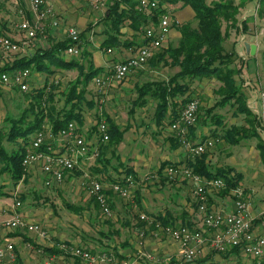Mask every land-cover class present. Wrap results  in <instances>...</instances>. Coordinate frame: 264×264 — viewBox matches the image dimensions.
<instances>
[{
	"label": "rangeland",
	"instance_id": "1",
	"mask_svg": "<svg viewBox=\"0 0 264 264\" xmlns=\"http://www.w3.org/2000/svg\"><path fill=\"white\" fill-rule=\"evenodd\" d=\"M109 1L110 0H100L99 5L104 9L103 11L93 7V0H77L75 2L73 1L72 4L69 2V6H72L74 10L78 8L77 12L74 13V21L77 23L81 22L82 24L78 25L79 28H76L80 33L86 31V35L82 39V45L89 50L92 55L93 50L95 51V49L101 47V43L106 38L105 31L107 27L101 23L100 19H102L106 13ZM237 2L250 5V0H237ZM256 2L257 1H253L252 3L254 7L251 13L244 14L246 7L243 9L241 16L238 17V28L235 27L230 29L224 41V47L227 52L235 51L240 56L235 61L234 65L243 67L242 78L240 77L239 83L241 84V88L246 91V94L251 91L252 87H255L253 90H256V87H259L260 83L263 84L264 81V4ZM174 7H176L175 13L177 11V14H180V19L174 17L179 20V24L173 25L174 27L172 26L173 38H171L170 35L163 48L178 46L181 38L177 37L179 34L177 33V27L181 26L182 23L191 22L194 25L196 24L193 16L194 13L190 8L188 12L189 15L186 14L185 16V11H187L188 8L182 7V4H178ZM170 16H173L171 9ZM243 16H246L248 19L249 29L247 31H244L241 25V18ZM131 31L132 29L126 24L123 28V32L125 33L124 40L128 39L131 41L132 38H135L132 36ZM250 32H254V34L258 32L259 36H257V34L251 35L249 34ZM244 33L247 34L245 35ZM1 34L3 35L0 37H10L8 35L9 33L2 32ZM48 38L45 42H48ZM40 41L41 40L38 39L31 42L29 46L21 52L24 54H33L40 44ZM51 42L53 41H50V43ZM256 43H258V53L256 56H250L246 44L255 45ZM98 44H100V46ZM160 51L161 49L155 51L154 56ZM17 56L18 54L6 55L0 50V67L6 64L8 60L14 59L15 57L18 58ZM61 60L75 61L81 60V57L70 56L67 53H63L58 55L55 61L58 63ZM50 61L47 62L51 63ZM55 66L54 68H56ZM178 71L179 69L177 67H163V64L156 66L148 62L144 68L136 71L139 75L135 80L131 81L129 88L126 87V81L124 80L116 87H112L113 91H111V89L107 90L106 88L100 89L95 84V75L93 74L91 76L92 81L88 87L86 98L87 101L94 100L95 104L94 108L91 107V105L84 104V111L91 115L94 120L96 117H94L93 111L97 104L102 106V108L104 106L107 110L110 108L121 127H125L128 130L122 143L119 145H111L105 150L104 155L108 158L106 161L109 160L110 162L109 164L107 163L105 170L108 171V175L111 176L112 179H115V177L122 179L126 176L125 174H120V169L125 171L123 166H130V163L133 161L135 162L134 167L137 168L133 175H131L134 180L132 198L129 200L120 199L117 201L119 206L121 205L124 209L123 213L112 212L111 217H106L101 211L96 209L91 201L86 185L87 179L84 176H77L75 184L72 185L66 182L64 185L55 188H44V176L41 175L39 180L35 177V171L36 175H38L39 171L33 170L32 173H34V175L28 173L30 177L28 181L21 182L17 186L13 184L8 174L0 177V185L3 186L4 192L10 194L9 196H0V225H3L6 220L11 218L14 214L13 207L16 206L17 202H21V207H16V211L26 217L28 222H35L42 226L48 232L53 242H55V240L67 241L79 246L88 247L94 254L104 252L115 254V252L121 250L122 245L125 243L123 242L125 237L141 230L139 226L137 227L134 223L131 225V222H129V224H121L120 222L114 223V215L119 214L118 216H122L120 221H125L130 212L131 220L135 218L139 221L142 215H147L146 211H144V204L148 202V199L152 197L154 192L161 193L166 202L174 193L170 187V190H166V192H164L165 189H161V192L160 189L159 191L156 189L158 182L155 183L157 176V172L154 171L155 169H151L150 167V171H146V175L139 173L140 170H145V167L149 168L148 165L142 166V157L148 155L152 156L149 162L153 161L152 165L156 164L159 166L161 157H163L164 154H168L169 151L166 137L170 136V131L165 127H158L154 119L157 100L148 97L144 107H136L133 114L129 112L133 108L134 101L138 97L139 86L147 82H167L170 77L174 76ZM78 75L79 72L76 69L69 71L55 69L54 74L43 73L39 75L31 71V89L28 93L9 89V87L3 88L0 93V128L7 130L9 124L6 122V118L9 116L19 117L22 111L28 108L30 98L27 94L34 92L36 89H41L47 84L48 86L52 83L56 85L55 103L58 107H62L64 104V97L62 94L66 90L68 83L75 80ZM180 81L184 82L182 80ZM245 82H250L252 87H246ZM190 84L191 88L194 90L193 97L199 100L203 109L213 106L217 101L221 100V97L217 94V90L221 86V83L215 78L196 79ZM252 95H254V93H252ZM235 110L236 108L232 106V103L227 104L224 108H218L216 112L224 119L225 127L216 128L213 124L199 126L196 131L198 138L196 140L186 138L189 145H183V147L192 157L191 149L194 144L200 143L203 138L212 139L215 142L214 147L207 151L211 169L215 171L217 168H233L235 173H241L244 178L242 188L246 190L248 199H250L252 203H262L264 202V161L262 159L261 150L258 147L259 138L250 137L245 140L243 139L237 145L231 144L223 138L225 130L232 126H237L239 128L250 127L246 121L247 117L237 114ZM168 122L169 121L166 123L168 124ZM215 129H217L218 135L213 137L212 134ZM5 146L11 148L13 145L5 142ZM169 156L175 159L178 157L170 152ZM98 165L100 170L104 167L101 166L99 162H96L95 166L88 169V173L92 178L99 179V176L105 178L107 172L104 170L99 172V169L96 170ZM81 177H83V180H80ZM82 183H84V185H82ZM21 195L24 196V201H21ZM222 199H220L222 203L226 201L232 202L229 198ZM29 213L35 214L30 216ZM151 232L160 233L161 231L159 228H153ZM22 235L27 237L28 240H31V242L28 243H31L32 250L42 255L43 259H48L50 257L51 254L46 251L47 245L37 246L35 233L27 232ZM24 236L21 237L24 238ZM202 253H198L197 258L192 263H196V261L200 259ZM74 262L75 260L67 258L64 264H73ZM226 264L234 263L227 262ZM252 264H254V262H252Z\"/></svg>",
	"mask_w": 264,
	"mask_h": 264
},
{
	"label": "trees",
	"instance_id": "2",
	"mask_svg": "<svg viewBox=\"0 0 264 264\" xmlns=\"http://www.w3.org/2000/svg\"><path fill=\"white\" fill-rule=\"evenodd\" d=\"M153 1L158 2L159 9L152 12V15H148L140 9V0H110L107 4L106 13L100 19L101 23L107 27L105 31L106 38L101 43L100 48L104 52H108L109 50L125 46H137L135 40H124L125 33L123 32V28L126 24L133 30L134 39L142 38L145 40V29L152 24L158 25L160 16L167 12L169 6L182 4L184 7H189L194 13L195 25L191 22H185L177 27L181 34L178 46L162 47L161 51L149 60L151 65L160 66L163 64V67H177L179 69L178 73L170 77L167 82H147L139 86L138 97L134 101L133 108L129 113L133 114L136 107H144L147 103V98L152 97L157 100L154 115L157 126L161 128L167 121H169V125H172L179 120L185 106L195 99L193 97L194 90L191 88L190 83L196 79L215 78L221 83V86L217 90V94L221 97V100L206 109H203L200 104L197 123L189 129L187 138L191 139L193 135H195L193 136L195 138L197 127L199 126L213 124L216 128L225 127L224 119L216 110L232 103V106L236 108L235 112L237 114L247 117L246 121L250 127L239 128L232 126L225 130L223 138L229 143L237 145L243 139L258 137V147L261 150L264 161V140L258 131L260 121L248 106L246 91L241 88V84L237 79V77H241L243 71L242 66L237 67L234 65L240 56L235 51L227 52L224 47V41L229 30L235 27L238 28V17L244 8V3H238L237 0ZM250 1H257L256 3L264 4V0ZM241 25L244 31H247L249 29L248 19L242 20ZM85 35L86 31L80 34L81 43L79 47L81 49V60H61L58 63L55 61L58 55L66 53L71 46L72 40L66 37L58 42H51L48 48H38L31 56L17 58L13 66L5 65L0 68L2 72H10L20 68L29 69L32 72L34 71L40 74H54L55 69L67 71L76 69L79 72L77 78L68 83L66 90L62 94L64 97L62 107H58L55 103L56 85L52 83L48 86L47 84L45 87L27 94L30 98L28 108H25L19 117L9 116L6 118V122L9 124L7 130L0 128V177L8 174L15 186L21 183L24 175H26L24 181H28L30 178L23 166V159L27 152L26 146L30 144L32 136L36 132L49 126L52 129L53 135L58 137L62 130L73 122L77 123L81 130L85 125L83 105H91L94 108V101H87L86 98L88 87L92 81L91 76L94 74L96 79L103 74L104 70L103 68H97L95 66L93 55L83 47L82 39ZM3 88L5 87L0 84V93ZM102 121H105L108 125L110 139L107 144L100 146L98 160L101 162L104 161L101 156H104L105 150L111 145H119L124 140L126 133V130H122L121 126L115 120L108 115H104L97 117L96 124L91 130V135L88 136L89 139L98 134V125ZM217 135V129L213 130L212 136L216 137ZM205 140L207 139L203 138L201 143ZM5 142L13 146L11 148L6 147ZM182 144V138L180 137L176 146L178 147ZM49 145L56 147L54 140H50L48 144L43 146V149L46 150ZM208 160V154L205 152L200 156H196L187 168H192L194 173L206 179H224L226 188L222 192L226 195L230 194L231 190L241 186L243 180L241 173H235L233 168H217L213 171L210 167L211 163ZM166 167L178 168L179 165L164 162L162 164V170ZM125 172L126 175H133L134 173L131 168H126ZM4 195L9 196L10 194L4 192L3 186L0 185V196L3 197ZM20 199L24 201V196L21 195ZM92 201L95 207L100 210L96 201L94 199ZM150 218L155 224L152 228H157V224L161 227L175 226L174 216L169 212H166L165 215L159 214L156 217ZM188 218L185 214L182 225L193 228V223ZM146 222H141L139 226L143 224L145 227ZM16 234H22V232H11L9 236ZM46 250L53 254H59V250L54 247L46 248ZM232 251L237 254L240 253L238 248ZM116 257L119 259L118 256ZM80 263L81 260L76 259L75 264ZM186 264H192V262ZM195 264H202V261L197 260Z\"/></svg>",
	"mask_w": 264,
	"mask_h": 264
},
{
	"label": "built area",
	"instance_id": "3",
	"mask_svg": "<svg viewBox=\"0 0 264 264\" xmlns=\"http://www.w3.org/2000/svg\"><path fill=\"white\" fill-rule=\"evenodd\" d=\"M28 1L32 17L22 19L18 25L23 38L0 37V50L6 55L18 54L17 57L19 58L25 55L21 51L27 48L31 42L48 38V26L55 29L60 28L61 23L54 7L48 0ZM99 2L100 0H93V7L103 11L104 9L100 7ZM139 6L148 15H152V12L159 9L158 2L153 0H140ZM176 24H179V20L170 16V9H167V12L160 16L158 25L152 24L145 29L146 44L125 61L115 64L111 73L97 77L95 84L103 89L112 83L124 81L131 73L144 68L149 60L154 57L155 51L164 46L172 26ZM80 34L76 27H67V37L72 40L71 46L66 51L68 55L77 57L81 55ZM108 52H112V50ZM16 59L15 57L8 60L3 66H13ZM30 78L31 70L29 69L17 68L10 72H2L0 69V84L5 88L18 89L24 93L29 92L31 89ZM199 110V100L190 101L183 109L179 120L171 125L172 130L182 138L183 145H189L186 138L189 129L197 123ZM254 111L260 121L258 131L264 140V91L260 92L259 105ZM109 139L108 125L105 121L98 125V134L91 139L80 130L75 122L70 123L67 128L62 130L58 137H55L52 129L46 126L36 132L32 136L30 144L26 146L27 152L23 159V166L27 174L39 168L41 175L44 176V187L55 188L64 183L68 173L81 171L88 161L98 160L100 146L108 143ZM50 140H54L56 147L49 145L44 150L43 146L48 144ZM214 144L212 139L196 144L191 149L192 156H200L208 149L213 148ZM168 173L172 177L182 174L196 184L195 200L202 221L201 226L197 228L184 225L165 227L157 225L161 232L181 247L180 259L172 262V264L193 262L206 245L219 253L238 248L245 257L254 261L255 264H264V210L258 218L252 215V202L246 196V190L242 186L232 190V196L235 197L234 209L231 212H225L215 210L209 204L210 194L226 188L224 179H206L194 173L190 168L170 167ZM25 177L26 175L21 182H24ZM86 185L91 199L96 201L102 214L111 217L110 197L107 194L105 184L98 179L89 177ZM133 187L134 180L131 175H126L111 184V190L125 200L132 198ZM21 205V202H17L16 206L13 207L14 214L3 225H0V264H18L19 254L15 242L9 236V233L15 231L35 233L40 240L51 242L52 247L59 250V254L46 259L43 264H64L67 258L80 259L84 264H123L114 253L94 254L87 247L67 241L53 242L42 226L35 222H28L26 217L16 211V207H21ZM141 220L154 223L147 215H142ZM144 260L148 264H161L153 255L145 253H138L135 259L128 264H140Z\"/></svg>",
	"mask_w": 264,
	"mask_h": 264
},
{
	"label": "crops",
	"instance_id": "4",
	"mask_svg": "<svg viewBox=\"0 0 264 264\" xmlns=\"http://www.w3.org/2000/svg\"><path fill=\"white\" fill-rule=\"evenodd\" d=\"M75 2L77 0H48V2L50 4H52V6L55 9L56 15L58 17V20L60 21L61 25L60 28L55 29L52 28L50 26H48V42H45V40L40 39V44L38 45V48H48L50 46V41H60L63 40L64 38L67 37V27L68 26H75L78 27V25H81V22H76L74 21L75 19V15L74 13L77 12V9L75 8V10L72 8V6H69V2ZM253 1H250V5H248L247 3L244 4V8L246 7V10L244 11L245 13H251L253 11V5L252 4ZM176 5H171L170 9L173 12V17L175 18H179L180 19V14H177V11L175 13L176 7H174ZM182 7H184L182 5ZM184 8H188L187 11H185V16L186 14L189 15V7H184ZM243 8V9H244ZM249 8V9H248ZM243 9L241 10V12L243 11ZM248 9V10H247ZM186 10V9H185ZM193 12V11H192ZM194 16V14H193ZM241 16V13L240 15ZM32 17V13L30 11V4L28 0H0V34L2 32H6L9 33L8 35L10 37H13L15 39H21L23 38V34L19 31L18 29V25L20 24V22L22 21V19L24 18H31ZM183 19V18H182ZM247 19L246 16H243L241 18L242 20ZM184 20V19H183ZM174 27V26H173ZM172 27V29H173ZM79 28V27H78ZM172 29L170 31V35L171 38H173V34H172ZM178 31V30H177ZM178 38H181V34L178 31ZM132 36L134 35L133 30L131 31ZM245 35L247 33H244ZM249 34H254V32H250ZM257 36L258 32H256ZM254 34V35H256ZM3 35V34H2ZM169 35V37H170ZM235 36V35H234ZM131 37V36H130ZM134 37V36H133ZM168 37V39H169ZM176 37V36H175ZM237 37V36H235ZM132 38V37H131ZM167 39V41H168ZM38 40V39H37ZM47 40V39H46ZM131 40H135L137 42V46L134 47H122V48H118V49H113L112 52H104L100 47L95 49V51L93 50V60L95 63V66L98 68H103L104 72L101 76L106 75L108 73H111L113 70V66L117 63L123 62L126 59H128L129 57H131L139 48L143 47L146 44V41L144 39H134L132 38ZM100 46V44H98ZM256 47H258V43L255 44ZM36 49V50H37ZM258 53V48L256 49V54ZM33 55L31 54H25L22 56H31ZM241 55V54H240ZM251 56V54H249ZM22 56H20L19 58H21ZM71 56V55H70ZM61 71H67V70H62ZM38 75L40 73H37ZM139 74H137L136 72L131 73L127 79H125L126 81V87H130L131 81L135 80L136 77ZM77 78V77H76ZM242 78V77H241ZM238 81H240V77H237ZM123 82V81H122ZM121 83V82H120ZM119 83H112L109 86L106 87L107 90L111 89V91H113L112 87H116ZM245 86L246 87H252V84L250 82H245ZM264 86V81L263 84L260 83L259 87H256V90H253L254 88H251V91L247 92V103L248 106L253 110V113H255L254 109L258 107L259 105V95L260 92L263 91V87ZM91 87V86H90ZM252 93H254V95H252ZM94 101V100H93ZM114 108V107H112ZM93 114L95 115L94 117H96L93 120V117L91 115H89L87 112L84 111V116H85V125L83 127L82 132L86 133L87 136L91 135V130L93 128V126L96 124L97 121V117L98 116H104V115H108L110 118H112L113 120H115L117 122L118 125H120L119 121L115 118V116L113 115L112 111L110 110V108L105 109L104 106L102 108V106H100L99 104L96 105ZM121 126V125H120ZM169 126V127H168ZM163 127L167 128L168 131H170V136L166 137V142L168 144L169 147V151L168 154H164L163 157H161V163L158 165L153 164V161L149 162V159L152 158V156H144L142 157V163L144 165H148L149 168L145 167V170H140V174L142 175H146V171H150V167L151 169H155L154 171L157 172V176L155 179V183L158 182V185L156 186V189L161 192V189H165L164 192H166V190H170V188H172V190L174 191L173 195L171 197H169V200L166 202L164 200V198L162 197L161 193H157L154 192L152 194V197H150L148 199V202L144 204V211H146V214L149 217H156L159 214H163L165 215L166 212L171 213L174 216V223L175 226H181L183 224V220L185 219V214L186 216H188V220L193 223V228H197L200 227L202 224L201 221V216L198 212V206L195 200V188H196V184L194 182H192L191 180H189L188 178H186L185 176H183L182 174H179L176 177H172L170 176V174L168 173V167L164 168L162 170V164L164 162H171V163H176L177 165H179L178 168H182L185 169L188 167V165L194 161L195 157H191L188 154V151L186 149H184L183 144L180 146H176V143L178 142V140L180 139V136L178 135L177 132L173 131L171 128V125H169V123L165 124ZM122 130H126V133L124 135V139L125 136L127 135V128L125 127H121ZM195 136V135H193ZM191 138V140H196L198 138L197 133H196V137L195 138ZM261 138L263 139V136L260 134ZM123 142V141H122ZM121 142V143H122ZM169 152L170 153H174V155H177L178 157L172 158L169 156ZM102 158L104 159L103 162L96 160V161H88L83 169L81 171H77L74 173H68L66 175L65 181L62 185H64L66 182L69 183V185L75 184V179L77 176H84L87 179V182L89 180L90 174L88 173V169L92 168L93 166L96 165V162H99V164L102 167V169H99V165L98 168L96 170H98L99 172H102L103 170L105 172H107V176H105V178L99 176L100 181H102L105 184L106 190L109 194L110 197V205H111V209L113 210L112 212L116 213V212H124V209L122 208V206L117 203L118 200L122 199L120 196H118L117 194H115L112 190H111V184L120 179V178H116L112 179L111 176L108 175V171L105 170V167L107 165V163L109 164V160L106 161V159H108L107 157L102 156ZM125 160V159H124ZM106 161V162H105ZM101 162V163H100ZM105 163V165H104ZM135 162H131L130 166L126 165L123 166L125 168H131L133 171H136L137 168L134 167ZM151 165V166H150ZM192 169V168H191ZM35 171V170H34ZM38 175H36V171H35V177L38 178L40 180V169H37ZM121 171V175L125 174L126 172L123 169H120ZM32 175H34V173H31ZM85 179V180H86ZM96 179V178H94ZM80 180H83V177H81ZM84 180V181H85ZM244 178L241 182V186L243 184ZM82 185H84V183H82ZM45 188V187H44ZM209 204L210 206L215 209V210H223L225 212H231L234 209V199L235 197L232 196V190L230 191V194H224L222 193V190L214 193V194H210L209 196ZM222 198H229L232 200V202H224L222 203L220 199ZM223 200V199H222ZM92 201V199H91ZM93 202V201H92ZM95 207V205H94ZM97 209V208H96ZM264 210V202L262 203H252L251 205V213L252 215H254L255 217H259L260 214L263 212ZM100 211V210H99ZM181 211V212H180ZM30 214V213H29ZM35 214V213H34ZM34 214H30V216H33ZM130 212H129V216H127L125 221H120L122 219V216H118L114 215V223L116 222H120L121 224H129V222H131V225H137V227L140 225L141 222H145L142 221L141 219L139 221H137L135 218H133L131 220V216H130ZM121 218V219H120ZM151 219V218H150ZM31 222V221H30ZM145 227L143 226H139L141 231H136L133 234H130L129 236H126L125 239L123 240L124 245H122L121 250H119L118 252H115V255L119 257V261L123 264H128L130 262H132L136 255L138 253H145V254H150L153 255V257L157 260H159L161 262V264H172V262L180 259L181 257V247L178 243H176L175 241H173L169 236H167L165 233L163 232H151V230H153V228L151 226L155 225L154 223H145ZM158 225V224H157ZM156 225V227H157ZM158 228V227H157ZM260 231V230H258ZM23 234V233H22ZM22 234H16L13 236H10L13 241L15 242V246L16 249L18 251L19 254V258H18V264H43L44 261L47 259H43L42 255L37 254V252L33 251L32 247H31V240H28L27 237H25ZM21 236H24L21 237ZM27 241V242H26ZM59 240H55V242H58ZM36 244L38 245H47L48 249L51 248L53 245L51 244V242L49 241H42L38 238L37 234H36ZM88 248V247H87ZM47 251V250H46ZM49 252L50 257L53 255H57V254H53L50 251ZM203 252V253H202ZM201 256H200V261H202V264H226L227 262H231L234 264H252L251 259L245 257L243 255L242 252L240 253H235L232 250H229L227 252H223V253H219L216 251H213L209 245H206L202 250H201ZM49 257V258H50ZM250 260V261H249ZM76 263V260L73 264ZM80 264H84V263H80ZM105 264H116V263H105ZM140 264H148L147 261H143ZM195 264V263H192ZM255 264V262H254Z\"/></svg>",
	"mask_w": 264,
	"mask_h": 264
},
{
	"label": "water",
	"instance_id": "5",
	"mask_svg": "<svg viewBox=\"0 0 264 264\" xmlns=\"http://www.w3.org/2000/svg\"><path fill=\"white\" fill-rule=\"evenodd\" d=\"M246 48L249 54H251V56H255L256 54V45H250V44H246Z\"/></svg>",
	"mask_w": 264,
	"mask_h": 264
}]
</instances>
